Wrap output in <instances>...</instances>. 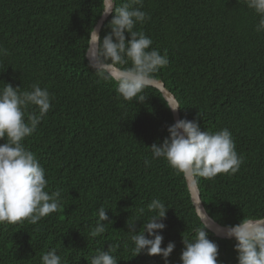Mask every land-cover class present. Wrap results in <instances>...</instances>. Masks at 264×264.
<instances>
[{"label": "trees", "instance_id": "obj_1", "mask_svg": "<svg viewBox=\"0 0 264 264\" xmlns=\"http://www.w3.org/2000/svg\"><path fill=\"white\" fill-rule=\"evenodd\" d=\"M142 10L151 18L136 30L151 37L150 48L167 51L169 62L156 79L176 97L181 119H195L202 131L228 128L244 157L234 175L198 179L206 212L222 226L264 216L260 16L244 0H143ZM101 12L102 0H0V47L9 53L0 56V87L7 82L23 90L38 82L52 94V107L23 143L45 169V190H61L62 197L58 211L36 224H0V264H41L51 248L63 264H88L86 258L109 244L118 245V264H164L160 255H135L127 226L138 219L136 229L142 228L154 198L168 206L160 233L161 247L175 243L171 264H180L183 235L200 226L182 175L163 158L152 159L150 145L162 143L174 123L162 93L148 86L143 102L124 100L114 82L100 79L88 64L86 42ZM114 15L104 22L101 40ZM100 206L108 208L110 221L93 238ZM206 231L218 244V261L238 264L235 239Z\"/></svg>", "mask_w": 264, "mask_h": 264}, {"label": "clouds", "instance_id": "obj_2", "mask_svg": "<svg viewBox=\"0 0 264 264\" xmlns=\"http://www.w3.org/2000/svg\"><path fill=\"white\" fill-rule=\"evenodd\" d=\"M248 8L260 16L255 26L257 33L264 32V0H244ZM143 9V0H125L119 6L116 0H102L101 16L113 12L110 31L101 37L95 28L89 31L85 57L98 77L115 84L117 94L124 100L134 98L143 102V91L156 80V74L166 67L169 60L167 51L162 55L153 44L151 37L136 30V25L144 24L150 14ZM125 33L129 34L126 38ZM8 50L0 47V56H7ZM52 94L47 87L38 82L28 89L13 87L4 82L0 87V224H16L27 220L36 224L43 217L58 211L61 203V190L46 191L48 180L45 169L40 165L35 153L28 150L23 141L31 136L52 107ZM167 107L175 112L181 106L168 99ZM30 106L37 111L29 112ZM169 135L163 142L150 145L152 159L163 158L168 165L182 175L189 192L194 190L199 178L213 180L218 174L234 175L244 162L238 155L232 134L228 128L217 131H202L199 123L193 119H178L167 127ZM145 166H150L145 159ZM197 201L195 215L200 226H194L191 233L183 235V249L180 264H221L218 261V244L208 238L206 229L214 221L200 207ZM104 206L96 210V223L90 230L95 238L105 233L103 221H110ZM168 206L159 198L147 204L151 216L143 221L137 231L136 221L127 222L128 232L134 245L135 255L145 252L148 255H160L164 264H171L170 254L175 243L169 241L161 247L163 230L166 225ZM141 215L145 209L140 208ZM224 234L234 238L238 252V264H264V216L243 217L239 223L225 225ZM118 245L109 244L107 250L97 249L95 254L86 258L88 264H118L113 255ZM41 264H63L56 248H51L40 256Z\"/></svg>", "mask_w": 264, "mask_h": 264}, {"label": "water", "instance_id": "obj_3", "mask_svg": "<svg viewBox=\"0 0 264 264\" xmlns=\"http://www.w3.org/2000/svg\"><path fill=\"white\" fill-rule=\"evenodd\" d=\"M109 16L110 15H108L106 17L100 16V18L97 20L94 28L98 31L99 35H100V31H101V28H102L104 22L107 20V18ZM150 86L157 88L162 93V95L164 96V98L166 100L171 99V100L178 102L176 97L174 96V94L166 87L164 81H162L161 79H156L155 82ZM172 115L174 118V122L177 121L178 119H181L179 109L175 112L172 111ZM189 193H190L194 208H196L197 201H201L200 207L206 212V210L203 206L201 197H200V191H199L198 184H197L196 188ZM207 215H208V213H207ZM208 217L211 218L209 215H208ZM223 228H224V226H222V225L218 224L216 221H214L213 223L209 222V228L207 230L212 232L216 237L228 238L224 234Z\"/></svg>", "mask_w": 264, "mask_h": 264}]
</instances>
